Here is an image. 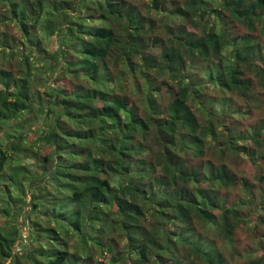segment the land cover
I'll return each instance as SVG.
<instances>
[{"label":"trees","instance_id":"1","mask_svg":"<svg viewBox=\"0 0 264 264\" xmlns=\"http://www.w3.org/2000/svg\"><path fill=\"white\" fill-rule=\"evenodd\" d=\"M140 1L0 0V264H264V0Z\"/></svg>","mask_w":264,"mask_h":264},{"label":"rangeland","instance_id":"2","mask_svg":"<svg viewBox=\"0 0 264 264\" xmlns=\"http://www.w3.org/2000/svg\"><path fill=\"white\" fill-rule=\"evenodd\" d=\"M144 2H145V5L149 4V0H141L139 3H141V5L144 6ZM34 3L35 5H37V0H34ZM210 3L213 4L214 6H216L215 3H213L211 0H210ZM155 14V13H153ZM236 25V28L239 32L241 33H244V34H247V33H250L249 29L243 25L241 26L240 24H235ZM228 27H231V26H228ZM8 33H11V34H16L18 33L17 32V28L16 26L14 25H11L10 27H5V29ZM190 30L191 31H194V25H192L190 27ZM1 32V31H0ZM198 32V30H197ZM255 35L256 36H259L260 35V32L259 30L257 32H255ZM261 42H262V46H264V38H261ZM156 44V49H159L162 51H165L164 49V44L158 40ZM230 51V50H229ZM228 51V52H229ZM258 66L262 67L261 63L257 62L256 63ZM250 69H253V70H256V67L252 66L250 67ZM246 77L248 78H252L257 86V91L258 92H261L262 94H264V81L262 82L261 80H263V78H259L255 72H246V73H239L236 77V79L238 80L239 78L240 79H245ZM256 114V113H255ZM263 114V115H262ZM264 118V106H260V108L258 109V112L255 116V118L253 119L254 122L256 121V119H258L259 117L261 116ZM264 126V124H262ZM258 132V131H257ZM260 138L258 140H256L254 143V146L258 148L259 152H263L264 153V131L262 133V136H259ZM254 163H251V162H248L247 164H245L241 169L243 170V172H240V175L243 176V178L245 179H249L251 180L252 182H254L257 186V188L255 189L256 191V195H255V198H258L260 196V193H261V190L259 189L260 186H263L264 185V182L263 181H260L259 180V174H260V170L259 169H255L254 166H253ZM258 170V171H257ZM239 171V169H237V172ZM262 184V185H261ZM263 196V195H262ZM261 201V206H263L264 208V199H262V197L258 198L257 200H255V204H259ZM263 215H264V211L261 212ZM259 230V229H258ZM25 235V238L27 237L26 234ZM28 240V239H27ZM234 243L235 245L237 246V252L235 255H232L231 252H227V256L232 259L234 261L235 264H244L247 260L244 259L245 256L243 255H246L247 251L251 249V244H252V236L250 234V232H244L243 230H238L236 235H235V238H234ZM27 243V245L29 244L27 241H24L23 242V245L19 246L17 249V251H21L23 252L22 248L23 246H25V244ZM262 253V252H261ZM260 253V254H261ZM39 256V254H37ZM98 256V259L99 261H103L105 262L106 264H111L113 261H110V259H108V257L103 253L101 254V252H96V254ZM241 255V256H239Z\"/></svg>","mask_w":264,"mask_h":264}]
</instances>
